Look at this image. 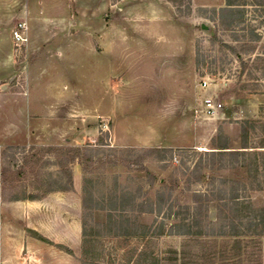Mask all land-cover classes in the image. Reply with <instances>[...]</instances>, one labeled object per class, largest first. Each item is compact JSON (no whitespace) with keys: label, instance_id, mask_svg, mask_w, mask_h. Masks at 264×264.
<instances>
[{"label":"rangeland","instance_id":"obj_1","mask_svg":"<svg viewBox=\"0 0 264 264\" xmlns=\"http://www.w3.org/2000/svg\"><path fill=\"white\" fill-rule=\"evenodd\" d=\"M234 1L108 0L79 17L64 0H0V264H264V235L219 233L216 199L237 186L263 207L264 156L206 154L264 121V0ZM206 96L223 105L213 117L197 112ZM62 162L71 188L46 192L67 183ZM159 191L163 212H141ZM195 192L211 196L203 233L169 234ZM123 198L135 206L109 209Z\"/></svg>","mask_w":264,"mask_h":264},{"label":"trees","instance_id":"obj_2","mask_svg":"<svg viewBox=\"0 0 264 264\" xmlns=\"http://www.w3.org/2000/svg\"><path fill=\"white\" fill-rule=\"evenodd\" d=\"M227 4L229 6L234 5V0H227ZM261 133V137L257 145H251V139L253 135L256 133ZM221 139V138H220ZM215 141V140H214ZM54 150V147H50L47 151ZM158 152H171L172 148H156ZM207 155H210L212 162H214L215 158L219 159L220 161L224 160L226 156L231 157L234 160H238L239 158H244L247 156L254 157L255 164L257 163V156L261 155L264 156V121H251L247 120L244 121L241 125V143L238 148H233L230 146L227 139H224L218 143H214L213 150L206 151ZM37 156V155H36ZM34 156V157H36ZM33 158V155L30 158ZM25 163L29 161L24 159ZM132 164V163H128ZM63 171L60 176L67 177V183H60L59 185L50 184L45 187L46 192H50L52 190H68L72 186V175L69 168H66L64 162H62ZM258 169L257 164L255 165ZM23 169V166L20 167V170ZM9 169L2 168L1 171V183L3 186H6L8 180L7 172ZM17 171L18 173L20 172ZM52 176L49 177L51 180ZM228 183L227 179L222 180V186H226ZM196 199L194 200L195 206L191 207L190 205H184L185 211H187L192 217L189 216L182 217L178 219L175 223H173L169 230V234H201L203 233L201 219L197 215L200 213V209L202 206L207 204V202L211 199L209 193H199L195 192ZM216 199L219 202L218 209H219V219L221 221L220 232L221 234L228 233L231 235L239 236L245 233H250L254 235H264V206L263 207H255L252 201L246 197H242L238 192L237 186H231L228 190L226 187H220L218 194L216 195ZM38 195L32 194L28 198H37ZM171 197V193H166L165 191H159L156 195V199L154 201H150L147 203H139L138 209L141 212L147 213H155L156 217L161 214L164 210V206L167 203V200ZM126 198V197H125ZM19 199V198H16ZM83 206L84 210H88L92 207V202L94 200L93 192L87 187V181L84 186V196H83ZM118 204L113 205L110 207V210L122 211L126 212L128 207H134V198H129L126 201L124 198L121 200V204L117 207ZM173 205L170 204L169 208L172 210ZM101 208V207H99ZM104 208V207H103ZM183 208V206H182ZM183 208V209H184ZM181 214V213H180ZM119 216V215H118ZM124 215H120V218ZM118 218L114 220V215L110 212L108 216V226L116 225V223L120 222L121 224L126 221L127 227L129 228L128 220L129 219H121ZM124 218V217H123ZM120 220V221H119ZM124 221V222H123ZM156 221V220H155ZM156 224V222H155ZM83 229L84 235H87V230L85 228L86 221H83ZM136 228L135 232H138V225L134 226ZM140 227V225H139ZM143 231L142 234H147L150 230V226L144 224L142 226ZM155 233L161 234L164 232V225L163 222L157 223L155 229ZM129 232V231H128ZM127 232V233H128ZM131 232V231H130ZM131 234V233H128ZM39 237L42 239L39 235Z\"/></svg>","mask_w":264,"mask_h":264},{"label":"crops","instance_id":"obj_3","mask_svg":"<svg viewBox=\"0 0 264 264\" xmlns=\"http://www.w3.org/2000/svg\"><path fill=\"white\" fill-rule=\"evenodd\" d=\"M60 0H43L46 4L52 2L57 3ZM64 3L69 6L74 12L73 16L84 17V13L92 16V13H101L109 8L108 0H64Z\"/></svg>","mask_w":264,"mask_h":264},{"label":"built area","instance_id":"obj_4","mask_svg":"<svg viewBox=\"0 0 264 264\" xmlns=\"http://www.w3.org/2000/svg\"><path fill=\"white\" fill-rule=\"evenodd\" d=\"M206 85L207 81H203L201 87L205 88ZM222 108L223 105L221 102L214 100L212 96H206L203 98L202 107L197 109V112L204 113L207 117H213L217 115L222 110Z\"/></svg>","mask_w":264,"mask_h":264},{"label":"water","instance_id":"obj_5","mask_svg":"<svg viewBox=\"0 0 264 264\" xmlns=\"http://www.w3.org/2000/svg\"><path fill=\"white\" fill-rule=\"evenodd\" d=\"M202 28H203V29H208V27H207L205 24H202ZM13 78H14V77H12V78L10 79V81H12ZM5 87H6V85L3 86V88H5Z\"/></svg>","mask_w":264,"mask_h":264}]
</instances>
